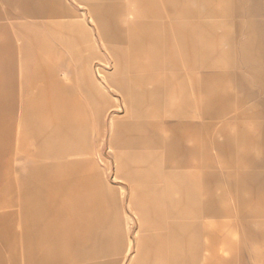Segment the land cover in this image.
<instances>
[{
    "label": "rangeland",
    "instance_id": "1",
    "mask_svg": "<svg viewBox=\"0 0 264 264\" xmlns=\"http://www.w3.org/2000/svg\"><path fill=\"white\" fill-rule=\"evenodd\" d=\"M26 1L0 0V264H66L55 256L41 263L52 245L41 217L28 212L39 197L74 189L82 167L102 174L91 183L112 191L111 210L133 243L143 220V242L161 246V264H264V0H88L102 33L68 0L90 32L86 51L64 28L35 24L17 38L5 17ZM115 55L128 67L117 68ZM43 59L72 65L58 78L72 79L69 93L91 118L89 96L103 94L102 134L92 133L84 158L43 160L54 132L37 134L41 109L24 113L22 98L26 82L39 85ZM116 81L145 101L127 109ZM44 82L56 89L53 78ZM57 165L61 192L44 187Z\"/></svg>",
    "mask_w": 264,
    "mask_h": 264
},
{
    "label": "crops",
    "instance_id": "2",
    "mask_svg": "<svg viewBox=\"0 0 264 264\" xmlns=\"http://www.w3.org/2000/svg\"><path fill=\"white\" fill-rule=\"evenodd\" d=\"M79 5L81 8H85L87 10L89 18L94 22V24L98 27L99 32L102 33L100 30V26L96 20L95 14L89 10L88 0H78ZM27 3L23 4L20 7H13L10 11V13L5 17L7 20L8 25L10 29H12L16 34L17 38L18 35L21 36V34L27 35V29H29L32 25L38 24V25H47L49 27H57V28H64L66 29L69 34L73 38V42L79 46L80 51H86L88 49L87 44L89 43L91 39L90 32L85 28V25L77 19V16L73 14L69 8V1L68 0H27ZM22 21V22H20ZM26 30V32H25ZM71 42V37H69ZM20 41V40H19ZM72 42V44H73ZM69 44L68 51L71 55L72 63L74 64V67L76 66L80 68V61L82 59L80 52L78 50H75L74 44ZM17 48L20 49V52L22 53V46L20 43L17 44ZM45 54H49L48 51H46ZM114 62L115 66L118 68L120 66L128 67L129 62L127 59H123L122 57L114 56ZM43 70L40 71V74L44 75H50L52 76L55 87L58 90V103L60 105H68L69 110L64 111L63 113L59 114L58 120L66 122V121H86L88 125V133H87V141H88V148H90V136L92 133H95L98 137L101 136L103 125H104V116L105 113L100 115L101 109L104 108V105L102 101H100V98L103 97V94L99 89H95V92L91 94L89 90H86L89 96L91 102V108L93 110V116L91 118V115L87 112L83 102L77 97L73 96L71 97L69 93V84L72 83L69 80L66 84H63L60 78H58V69L59 67H69L70 64H68L65 61L60 60H48L43 59ZM20 66L21 70L23 69L22 66V59H20ZM72 66V65H70ZM75 71V68H74ZM76 73V72H75ZM75 75V74H74ZM27 80V79H26ZM79 80L84 86L82 82V77L79 75ZM28 81V80H27ZM27 84V82H26ZM25 84V87H26ZM81 86V87H82ZM113 87L119 93L124 101L125 106L127 109L129 108L130 104L132 102H138L142 104L144 102V97L142 96L140 90L136 89L134 85L130 90H122V88L119 89L117 81L113 84ZM84 88V87H83ZM26 89V88H25ZM26 94V90L24 95ZM23 95V97H24ZM22 97V98H23ZM116 106V105H115ZM106 111V110H105ZM144 114L150 116L151 110L145 109L143 112ZM26 119V118H25ZM60 131H64L65 129H60ZM59 131V132H60ZM66 138L61 139L59 138L60 142V158L64 156H74L76 158H84L87 152L83 149V147L80 145V142L78 143L74 142V134L71 131L69 134L65 132ZM55 135V134H54ZM59 136V134H58ZM70 136V137H69ZM59 158V159H60ZM121 163V161H120ZM86 165V163L84 164ZM83 165V166H84ZM122 165V164H121ZM84 173H86L85 168L82 167L79 169V171L76 173L78 175V178L75 177V185L74 189H71L70 198L71 200H77L81 202L80 204L86 205V216H94L96 215V211L93 208V205H96L95 202H101L103 205L104 203L109 201L112 203L110 204V208L112 207L113 201L115 200L114 195L112 191L107 186H102L101 188H95L94 184L91 183V180L93 181L94 178L92 177H85L82 176ZM82 174V175H80ZM100 177V181L103 180L102 174H98ZM92 176V175H90ZM128 181V180H127ZM95 182V181H94ZM130 184V182H129ZM78 185L83 186L82 188L84 191L78 192L77 188ZM131 186V184H130ZM131 193L133 194L134 202L136 204V197H137V189L135 184L133 183V187H131ZM109 205V204H108ZM114 210V206L112 208ZM136 211V210H135ZM99 215L101 216H110L109 212H107L106 208L102 207L98 211ZM115 213V212H113ZM36 215V216H35ZM35 217H51L56 216L55 214L46 215V214H34ZM69 216H76L74 223L77 225H80L78 222V217L83 216L81 215V212H77V214H70ZM114 216V215H113ZM115 219V216H114ZM139 219V218H138ZM116 220V219H115ZM140 220V219H139ZM117 221V220H116ZM118 222V221H117ZM91 226V225H90ZM116 232L119 233V239H114L110 237L111 233L110 231L107 232L109 238L102 241H92L89 245H87V252L80 257L81 259H77L73 263L70 264H102L101 260H103V264H109L111 258H115V261L113 264H124V260L126 256L131 255L130 261L128 264H161V259L163 256V252L160 251L161 246H155L153 244H149L143 241H137L135 238V243L131 241V239L123 232H121V229L118 225H116ZM83 227H86L85 225ZM86 230L89 231V233H92L88 227H86ZM51 238V237H49ZM54 248V247H53ZM44 253L41 257V263L44 262L46 259H50L51 256H55L57 260L61 262L60 258H57V254L53 253L54 251H51V247L49 252L46 251V247L43 249ZM90 252V255H88ZM84 256V257H83ZM67 264V262H64Z\"/></svg>",
    "mask_w": 264,
    "mask_h": 264
},
{
    "label": "bare ground",
    "instance_id": "3",
    "mask_svg": "<svg viewBox=\"0 0 264 264\" xmlns=\"http://www.w3.org/2000/svg\"><path fill=\"white\" fill-rule=\"evenodd\" d=\"M52 78L50 75L41 74L38 76V86H33L29 82L26 84V94L24 95L23 101L24 104L23 110L24 113L30 111L31 113L35 111V109H41L40 115L38 116L39 119V130L37 134L43 132L44 134L48 135L50 131H53L54 136V151L49 155V157L43 158L44 161L51 162L60 158L59 150H60V142L58 138V134L60 129H65V132L68 134L72 131L74 136V142H80V145L83 147L84 150L88 148V125L87 122L84 121H60L58 120L59 114L63 113L64 111H68V105H60L58 103V90L51 88L49 90L48 86L46 85L45 79ZM36 92H35V90ZM34 90V91H33ZM57 131V132H56ZM85 131V132H83ZM83 133H86L83 134ZM49 140L48 137H45L44 143H47ZM57 166H54V176L52 180H49L48 177L45 179L46 185L44 187L49 188V185H53L54 187L58 188L61 192V187L64 186V183L61 182L59 179L61 176L57 173ZM129 173V172H128ZM131 174V173H130ZM82 175V174H80ZM82 176L85 177H92L94 180L100 181V177L98 174H94L92 176L88 175V173H84ZM132 176V175H131ZM76 179L78 175L75 174ZM129 177V176H128ZM130 182L131 187H133V181L127 179ZM67 186V185H66ZM65 186V187H66ZM83 186L78 185L77 191L81 192L84 191L82 188ZM45 189V188H44ZM67 194L58 193L56 196H47V194L43 195V197H39L41 200H38L37 203L32 204L29 208L28 215L34 217V214L40 213H52V214H77V212H81L79 216L78 222L80 225L74 223L76 219L74 217H41L40 223L43 225V229L45 230V241L50 242L51 251L57 254V258L61 259V262H67V264L73 263L77 259H81V255L87 252V245L92 243V241H102L109 238L107 235L110 231V237L119 239V233L116 232V228L118 222L114 219V214L112 212V207L110 208V204L112 201H109V205L104 203L103 205L101 202H95L96 205H93V208L96 211V215L94 216H86V205L80 204L81 202L77 200H71L70 193L71 191H65ZM38 198V199H39ZM36 201V199H35ZM113 206V204H112ZM102 207L106 208L107 212H109L110 216H101L99 215L98 211L102 209ZM134 207L136 210V204L134 202ZM34 210V213L31 212ZM157 211V210H156ZM114 215V216H113ZM158 218V217H156ZM139 230L135 234V238L137 241H144L143 233H144V223L141 218H139ZM158 222V221H157ZM166 222V221H165ZM86 226L91 229L92 233H89L86 230ZM91 225V226H90ZM33 227L30 229V234H32ZM166 232V231H165ZM146 234V233H145ZM148 234V233H147ZM146 234V235H147ZM161 236V234H159ZM51 237V238H49ZM151 239V238H150ZM54 247V248H53ZM50 250V249H49ZM49 250H46L49 252ZM43 252H41V256H43ZM90 255V252L89 254ZM84 257V256H83Z\"/></svg>",
    "mask_w": 264,
    "mask_h": 264
}]
</instances>
